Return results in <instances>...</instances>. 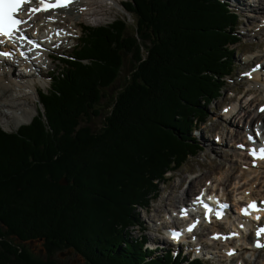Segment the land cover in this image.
Instances as JSON below:
<instances>
[{
  "label": "trees",
  "instance_id": "1",
  "mask_svg": "<svg viewBox=\"0 0 264 264\" xmlns=\"http://www.w3.org/2000/svg\"><path fill=\"white\" fill-rule=\"evenodd\" d=\"M229 1L127 0L133 33L125 18L81 25L39 91L44 109L16 130L0 125V264H62L51 258L58 249L84 264H206L152 250L147 234L128 229L167 174L203 149L194 130L223 95L241 42ZM128 56L126 84L94 131L82 118L97 112Z\"/></svg>",
  "mask_w": 264,
  "mask_h": 264
},
{
  "label": "rangeland",
  "instance_id": "2",
  "mask_svg": "<svg viewBox=\"0 0 264 264\" xmlns=\"http://www.w3.org/2000/svg\"><path fill=\"white\" fill-rule=\"evenodd\" d=\"M100 1V0H98ZM97 1V2H98ZM239 1V2H238ZM241 1L243 0H230V4L232 7L235 9L237 8L240 12V22H239V29L238 31L241 32V37L243 38V41L237 44V51L235 52L234 58L235 60V66L233 69V74L231 78H229V81L227 83V87L224 90V94L219 97V100L216 102L210 104L208 106L207 112H208V120L202 125L201 130H196L194 131V134L197 136V139L200 140V142L203 144L204 148L199 152V154L196 156H190V159L181 167L179 170L176 172H171L168 174V178L166 182L162 183L160 186L159 191L154 194V192L149 196V201L146 203V208H141L137 207L140 212L139 218L143 219L144 225L146 227V232L145 234L149 235L150 241L155 243L156 241L160 240L162 244V249L163 250H174L175 253L180 252L183 256H187L188 254L191 255L190 258L193 257H199L201 258L206 264H227L225 261H227L225 258L219 257V255H210L206 254L208 250H211L213 248V244H209V242L205 239V237H201L200 240H197L198 242L195 241V237H188L184 241L185 244L182 245L181 247H175L171 246V243L165 242V239L163 236L166 235L167 229L170 230L171 226H175V219L176 213L178 211H174V206L177 204L176 209H178L181 204L180 202L174 203L175 199L179 198H185L184 194V189L188 186L189 183H191V179H193L192 176H197L201 175L199 178L203 179L204 181L209 180V186L214 183L216 184L219 178V173H222L224 175V180L226 182L232 178L233 181V188L232 190L237 191L234 192L236 195L241 192L239 186H241L244 181L241 180L244 175V169L246 168V164L243 162H246L247 159L246 157L243 158L241 154L248 153V144L246 142L242 144V148L240 146H237L232 140L230 141V133L233 131L235 135L238 133L240 134L241 130H238V124L241 122L243 123L242 120L238 119L236 121L233 117H231V128L222 124V128L220 129V137L217 140V135H216V129H215V124L216 122H219L221 120H225L227 118H230V116L225 114V111L230 105L232 104H238V107H241V105H246L247 108L252 109L256 108L258 104L262 103L264 101V89L257 90L258 87L261 86V83H257V80H259L260 75L257 73L258 71L254 69L257 67L258 69H262L261 72L264 74V25L261 26L263 23V15L264 11L263 9L259 12L257 10L251 9V7L246 8L242 5ZM254 0H244V3H252ZM127 2V0H121L122 7H117L114 5V2L112 0H106L104 7L100 10L99 14H96L92 16L91 14H88L86 17H82L81 19L78 20V22L73 25L74 27H71L70 30L73 28L74 33L72 34L70 40H68L64 44V49L56 50L55 54L56 56H62L63 54L66 53H71L73 50V45L78 43V38L82 35V27L81 25H91L92 27H96L99 24H109L112 23L115 19L121 17L127 18L128 20V32L133 33L135 28L134 25L136 24V18L133 17V14L131 15L128 10L124 7V3ZM110 3V4H109ZM257 3H260V5L263 3L261 0H258ZM245 4V5H246ZM113 5L114 7L110 6ZM264 5V3H263ZM122 8L124 10H122ZM95 9V8H94ZM254 16V18H253ZM250 18V19H249ZM253 18V19H251ZM60 22L63 23L64 26L67 25H72L74 23L73 20H71L68 16L65 19H58ZM77 20V19H76ZM259 24V26L257 25ZM60 26V25H59ZM261 28V29H259ZM70 34V33H67ZM260 34V35H259ZM261 42V45L258 44ZM54 50V49H52ZM51 50V51H52ZM247 56H250L251 59L250 62H247ZM55 61L51 62V64L48 63V61L43 59V66L42 71L43 73L41 75L35 74L34 76H28L25 77V79L33 82V84L38 85V90L37 92V97H31L30 95H22L19 100L20 102L28 105L27 110H29L32 115L29 121L25 122L28 123L32 120L34 115L38 112L40 108L44 109L43 103H41V97L39 94V89H44L48 90L50 88V81L53 77V72L56 70H61L63 68L64 62L61 61V59L54 58ZM260 60V62H258ZM263 61V62H262ZM258 62V63H256ZM260 64V66H259ZM134 65V60H132L131 56L127 57V65H124L123 71L120 75V78L115 81V83L109 88L106 89L103 92V96L100 103L96 105V110L97 112L90 114L91 117L88 118L87 116H84L82 118V122L88 124L94 131L102 128L104 126L103 119L107 115L109 111V106H111V103H113V99L116 96V92L121 91L124 87L125 79H127L128 74L130 73V70H132V66ZM15 71V70H14ZM17 72V71H15ZM260 81V80H259ZM264 83V81H262ZM23 85L15 86L16 90L19 93L23 92H28V90H24L21 88ZM23 94V93H22ZM24 96V97H23ZM245 99V100H244ZM249 99H252V105L248 101ZM246 101V102H244ZM0 112H5L8 114V116H1L0 117V124L4 127V129L8 131L16 130L20 125H16L14 122L11 114H13L7 107L0 108ZM10 114V115H9ZM95 114V115H93ZM227 121V120H226ZM258 121V120H257ZM234 124H236V128L234 127ZM258 124V123H255ZM219 125V124H218ZM217 125V127H218ZM240 127V126H239ZM241 129V128H240ZM252 131L254 129H251ZM226 134L223 139L226 141L222 142L220 139L222 137L221 132ZM218 133V132H217ZM245 132L242 133L239 139H241L242 142L243 139L247 140L250 138V136L254 137L253 133L248 134L246 136L247 138L245 139L244 136ZM239 137V136H238ZM243 146H246L244 149ZM241 153V154H238ZM219 170V168H221ZM217 172V173H216ZM202 174L203 177H202ZM237 176L236 178H234ZM211 177V178H209ZM239 177V180L237 181V178ZM178 183V184H177ZM202 182L200 186L204 185ZM199 186V187H200ZM187 187V188H188ZM200 190V188H197L196 191L191 192L190 196L186 200H191L194 197V194ZM230 191L229 194H232L233 191ZM199 192V191H198ZM182 195L181 197H178L177 195ZM218 194V193H217ZM193 195V196H192ZM177 196V197H176ZM192 196V198H191ZM222 199L227 198L223 197L222 194H218ZM234 195L230 196L233 197ZM229 203V208H230V213L232 215H236L235 212H238L234 208V203L233 199H230ZM172 207V208H171ZM168 208V212H167ZM233 210H235L233 212ZM233 212V213H232ZM184 218V219H183ZM181 219L185 220V223L188 221L185 217H182ZM155 221V223L151 221ZM226 220V219H223ZM177 220V223L178 224ZM221 221V220H220ZM219 221V222H220ZM228 221V220H227ZM163 223H166L168 226H164ZM179 225V224H178ZM206 230L208 232H203L207 233V235L215 230V227L217 228V225L211 224L207 226ZM221 230L225 231V235L230 236V239L233 242V250L239 249L242 247V253L247 257L248 261L247 264H253V261L251 262L250 257L251 255L254 254V251H252L250 247V241L246 237H241L238 236L237 230L232 225L229 226V224L222 223L221 222ZM244 232H248V234L253 235L252 232L249 230V227L244 225ZM132 235H140L139 233V226L136 225L134 228L131 229ZM169 233V231L167 232ZM189 234V233H188ZM193 235V234H191ZM190 235V236H191ZM168 237V236H167ZM192 238V239H191ZM210 241V240H209ZM195 242V243H193ZM245 245V246H243ZM30 246L35 252H39L44 248V245L42 241H32L30 243ZM207 246V248H206ZM194 247H202L204 251L201 254L199 253L198 248L194 249ZM223 247V245L221 246ZM243 247H246L243 248ZM222 249V248H221ZM251 249V250H250ZM246 250V251H244ZM259 254V256H258ZM256 256V259H258L260 262L264 260V250H262L260 253L258 252L257 254H254ZM76 254L73 252L66 251L63 253V249H58L55 251V254L52 255V259L58 260L62 264H84L83 259L80 257H77ZM254 258V256H252ZM240 259L236 261H232L231 264H246L244 261L240 263Z\"/></svg>",
  "mask_w": 264,
  "mask_h": 264
},
{
  "label": "bare ground",
  "instance_id": "3",
  "mask_svg": "<svg viewBox=\"0 0 264 264\" xmlns=\"http://www.w3.org/2000/svg\"><path fill=\"white\" fill-rule=\"evenodd\" d=\"M97 1L98 0H73V2L70 3L67 7H56V8L50 9L49 11L37 12L34 15H32L31 19H28V17L23 14L24 15L23 19L27 20V24L20 26L23 31L19 33L30 34L29 36L33 37V40L37 42L38 46L42 49L41 55H43L45 60L48 61L49 64H51V62L55 61V59H53L56 57L55 51L60 50V49L63 50L64 44L68 40H70L72 34L74 33L73 28L71 30L70 28L71 27L75 28V26L73 25H75L78 22V20L84 17L85 15L87 16L88 14H91L92 16H94L96 14H99L100 10L104 7L106 0H100L98 2ZM261 1L264 3V0H261ZM112 2H114L115 6L122 7L121 0H112ZM257 2L258 0H254L252 3L249 2L246 4L244 3V0L243 2L241 1L244 7L246 8L251 7V9L257 10V12H259L264 8V5L263 3L260 5V3H257ZM31 6L35 7L36 4L34 3ZM111 7H114V6L111 5L110 8ZM122 10L124 9L122 8ZM67 16L71 20H73L74 23L72 25L64 26L63 23L60 22L58 19L59 18L65 19ZM262 23L263 24L261 26L264 25V19ZM257 25L259 26V24ZM67 33H70V34H67ZM258 44L261 45V42ZM0 45H2L1 42H0ZM0 49L3 52L8 53L6 57H4L3 59H0V106L7 107L13 113L9 115L12 116L16 125H20L22 123L29 121L32 113L29 110H27L26 106L28 105L20 102L19 98L22 95H30L31 97H37L36 91L38 90L39 87L37 84H33V82L29 81L28 79L26 80L25 77H28L27 75H22V76L17 75L16 72L14 71V65L11 64V59H13L16 54H21V52H23V55H28L31 49L25 46H22L18 48L16 51H13L10 49L9 45L0 46ZM11 55L13 56V58L11 57ZM28 58L33 63H37V59L34 57V55L28 56ZM249 58L251 57L247 56L246 58L248 63L251 60ZM258 62H260V60ZM37 66H38L37 69H38L39 74L40 73L42 74L43 73L42 67L44 68V66H39L38 64ZM255 70H257L258 71L257 73L260 75L259 77L260 81L257 80V83H261V86L258 87L257 90L264 89V83H262V81H264V74L261 72L262 69H258L256 67L254 71ZM19 85H23V88H28V92L25 93L22 91L23 94L19 93L15 88V86H19ZM248 101L252 105V102H253L252 99H249ZM261 105H264V101L258 104V106L256 108H253L252 110V109L247 108L246 105L245 106L241 105V107L237 108L236 106H239L238 104H233V105L231 104L230 107H228V109L224 110L225 114L230 116V118L214 123L215 129H216L217 140L220 137L219 132H220V129L222 128V124L226 123L225 125L231 128V117H233L236 121L240 119L243 121L242 124L241 122H239L238 127H237L238 130H241L240 134L238 135V133H236L237 135H235V133L232 131L229 134L230 135L229 140L230 141L232 140L235 144H237V146L241 147L243 142L239 138L243 132H245V135H243L244 138H246L248 133L252 134L251 125H253L254 123H258L257 127H260L261 129L264 128V109L262 111L260 110ZM1 116H8V114L5 112H0V117ZM234 127L236 128V124H234ZM221 134H222V137L220 140L222 142L226 141L225 139H223V137L226 136L224 131L221 132ZM262 141H264V136L262 137ZM262 147H264V144L261 146L259 145L257 148H253L249 150L248 153H244V154L238 153V154H241L243 161H245L244 157H246L245 159H247L246 162H243L244 164H246V168L244 169L245 175L241 179L244 181V183L241 186H239V188H237L241 190V192H239L238 195H236L237 193L236 194L234 193L237 191L232 190L234 188L232 184L235 181H233L232 178H230L226 182V180L223 179L224 175H222V173H219V178L218 180L216 179L217 183L216 184L212 183L210 186H209L208 179L207 181H204L203 183V179L199 178L201 175H198L199 177L192 176L193 179L194 178L195 179L194 180L191 179V183L188 184L189 187L187 186L188 188L186 187L184 189V194L186 195L185 198H179V199L177 198L174 200V203L180 202V204L182 201V204L178 206L179 207L178 209H176L177 204L174 206L175 207L174 211L180 212L178 218L175 219V221L179 220L178 221L179 225L175 223V228L171 226L170 230L167 229L166 233L168 231H172V229H179L181 228V226H184L185 231H187L188 229H191V230H188L187 232H184V231L180 232L181 234L180 236L183 237V240H186L187 236L188 237L193 236L196 238L195 241L198 242L197 240H200L201 237L203 236L209 242V244L214 245L213 248L211 250H208L206 254H210L213 256L219 255V257L225 258L227 260L225 261V263L227 262V264H231L232 261H236L238 259H240L239 261L245 260L244 262L247 264L248 259L242 253V247H240L239 249L233 250V247H234L233 242L230 239V236L225 235L224 234L225 231L221 230V222L229 224V226L232 225V227L235 226L236 230L238 228V224L234 221H238L239 223L241 224L243 223L249 227L251 224H254L252 220L250 219V214L244 213L243 215L241 214L242 216L232 215L230 214V208L227 209L225 208V205H224L222 209L223 217H221L220 215H217V213L215 215H212V214L207 215L202 210V205L209 203L208 200H206L205 193L209 194L211 192L216 193L219 191L218 194H222L223 197L227 196V200L233 199V203L235 204L236 209L237 208L239 209V206H240V209H239L240 213L245 208V206H248L249 209L260 208L263 210L264 208V158H261L260 153H259V150ZM253 153H255V155ZM220 169H222V167L219 168V170ZM203 175L204 174H202V177ZM236 177L237 176H235L234 178ZM238 180H239V177L237 178V181ZM201 182L204 184L203 186L202 185L200 186ZM231 186L233 188H231ZM197 188H200V190H198L199 192L197 191L194 194L193 198H192L193 196L192 195L191 200H186L188 196H190V193L196 191ZM231 190L233 192L232 194H229ZM232 195L234 196L230 197ZM177 196L181 197L182 195L180 194ZM198 197L200 198V200L203 201V203L197 202ZM253 202L255 203V208H250L249 205L252 204ZM220 204L221 202L218 201V205L216 206L220 207ZM209 205L211 208L213 207L212 203H209ZM241 207L243 208L241 209ZM167 212H168V208H167ZM262 212H264V210ZM182 217H185L186 219H188V221L185 223V220H183L184 218L181 219ZM257 217H259L258 214L256 216H253V220H257ZM223 219H226V220H223ZM151 222L155 223L156 220L155 221L152 220ZM211 224L217 225V228L215 227V230L212 231L210 235L209 234L207 235V233L206 234L203 233L206 230V228H208L207 226ZM163 225L167 226L166 223H163ZM263 226L264 225H260L256 227L257 229L255 228V230L251 231L252 234H254L253 237L251 234L249 235L248 232L246 231L244 232L243 231L244 229L240 231L237 230L238 236L241 235V237L243 236V237H246L247 239L249 238L248 240H251L250 245H249L250 247L248 248H251L252 251H254V254L255 253L257 254L258 252L260 253L262 250H264V247L257 246L258 243L261 245H264V233H261V235L259 236L256 235L257 231L261 229ZM189 232H192L193 235L186 236L185 233H189ZM205 232H208V230H206ZM167 234H168L167 235L168 237L163 236V238L166 240H169L171 238V234L169 233ZM222 245L223 247H221ZM196 248H198L199 250L198 254H201L204 251L202 247H194V249ZM243 248L246 249V247H243ZM254 254L251 255L250 257L251 261L254 259L253 264H264V260L260 262L258 259H256V256ZM252 256H254V258H252Z\"/></svg>",
  "mask_w": 264,
  "mask_h": 264
},
{
  "label": "snow or ice",
  "instance_id": "4",
  "mask_svg": "<svg viewBox=\"0 0 264 264\" xmlns=\"http://www.w3.org/2000/svg\"><path fill=\"white\" fill-rule=\"evenodd\" d=\"M73 0H0V36L11 37L16 32H22L21 25L27 24V20L23 19L20 13H23L32 18L37 12L49 11L56 7H67ZM36 4L35 7L31 6ZM26 39V37H21ZM31 43V41H29ZM0 55H8V53H0ZM260 157L264 158V147L259 150ZM255 155V153H253ZM197 202L203 203L200 198H197ZM207 207V205H205ZM250 208H255V203L249 205ZM245 214H248L247 209L242 210ZM219 215V213H217ZM259 219V217H257ZM191 230V229H189ZM264 233V228L257 231L256 235L259 236ZM175 235V234H174ZM258 247H264V245L257 244ZM231 254V253H229Z\"/></svg>",
  "mask_w": 264,
  "mask_h": 264
},
{
  "label": "water",
  "instance_id": "5",
  "mask_svg": "<svg viewBox=\"0 0 264 264\" xmlns=\"http://www.w3.org/2000/svg\"><path fill=\"white\" fill-rule=\"evenodd\" d=\"M60 183H61V184H66V185H67V184L69 183V181L66 180L65 177H62V178L60 179Z\"/></svg>",
  "mask_w": 264,
  "mask_h": 264
}]
</instances>
